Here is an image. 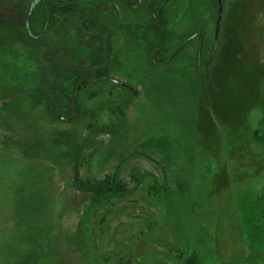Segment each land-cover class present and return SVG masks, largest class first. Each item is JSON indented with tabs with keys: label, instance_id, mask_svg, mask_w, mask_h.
Segmentation results:
<instances>
[{
	"label": "rangeland",
	"instance_id": "374dc122",
	"mask_svg": "<svg viewBox=\"0 0 264 264\" xmlns=\"http://www.w3.org/2000/svg\"><path fill=\"white\" fill-rule=\"evenodd\" d=\"M147 1H78L106 16L105 43L97 14L88 32L53 21L40 47L0 24V264H264V0L168 1L170 50L218 20L209 80L195 37L156 65ZM55 52L72 68L56 109ZM112 175L123 191L95 204L74 186Z\"/></svg>",
	"mask_w": 264,
	"mask_h": 264
},
{
	"label": "trees",
	"instance_id": "16d2710c",
	"mask_svg": "<svg viewBox=\"0 0 264 264\" xmlns=\"http://www.w3.org/2000/svg\"><path fill=\"white\" fill-rule=\"evenodd\" d=\"M27 0H17V4L14 3L10 7H8V11H2L0 14V24L3 26L10 25L11 28L17 29L18 37L20 39H26L29 40L32 43V45L36 44V47L39 46L40 40H42L44 34L46 33L47 29L50 27L51 23L53 21L60 22L68 19L69 17H74L78 19V25L83 28L84 31H92L91 25L94 23L93 18L94 15H98V23L99 25L95 28L96 31H102L101 28L104 27L105 29H108L107 22H103V16L104 14L100 11L96 12L92 6L87 5L85 8L82 6L80 7L77 3L78 1H85V0H64V1H54V0H39L34 4V6L31 9L30 14L28 15V25L26 24V15H27ZM130 2L138 3L139 0H129ZM126 4H128L126 1H124ZM156 0L153 1H147V3L143 4L141 3L138 7H135L136 10V17L146 15L150 18V22H148V25H153L154 27V33L157 37L158 36V27L156 25L155 17L157 16L156 12ZM129 5V4H128ZM144 7L146 10H142L141 8ZM80 22V23H79ZM28 27V28H27ZM162 32V31H161ZM218 22H217V28H216V40L218 38ZM163 34V33H162ZM35 35V36H34ZM40 47V46H39ZM213 49L212 43L210 44L208 50L211 51ZM203 50L204 47L201 49L200 59H195V67L198 69L197 64H202L204 61L208 60L209 56L208 54L206 56H203ZM210 53V52H209ZM55 54L58 56L52 61V65H54V68H57L58 71L54 73V71H51L50 76V94L48 95V102L50 104L52 103L53 107L56 109L58 104H60V94L58 92V89L56 87L57 82H61L60 76L64 75L65 72H71L72 69H65L63 65L58 64L60 63L58 58L60 57V54L58 52H55ZM56 61V62H55ZM208 62L206 63V66L204 67V71L206 73V80H209V68H208ZM76 72H78L76 70ZM82 77L81 78H88L87 73L82 71ZM102 79V76L99 77ZM77 80V81H78ZM130 101L129 98H124L119 101H114L111 104L112 111L118 116L119 121L121 122L122 117L124 119V114L122 113V107L127 105V103ZM73 107H70L69 114H73ZM55 116V115H54ZM56 117V116H55ZM107 131H112L113 127H103ZM103 129V130H104ZM120 184V181L112 175L107 176L102 180H81V179H74V186L78 189H84L87 191H90L95 195L93 198L92 203L95 204L99 202L102 199L108 198L111 194H117L121 193L123 191V188ZM259 199L264 204V190L259 194Z\"/></svg>",
	"mask_w": 264,
	"mask_h": 264
},
{
	"label": "flooded vegetation",
	"instance_id": "af4514ba",
	"mask_svg": "<svg viewBox=\"0 0 264 264\" xmlns=\"http://www.w3.org/2000/svg\"><path fill=\"white\" fill-rule=\"evenodd\" d=\"M126 1L129 5H131V2L129 0H124ZM169 0H156V12H157V16L155 17V20H156V25L158 27V36L157 37L154 33V27L153 25H148V22H150V18L146 15H142V16H138L136 18H138L139 20H141V22L143 21V26H144V29H145V33H153L154 36H155V45H156V51H155V54H154V57H153V61L156 63V65L158 64H163L164 62L168 61L172 55L178 53V51H182L184 49L187 48V43H190L192 40L190 39H194V37L197 39V52H196V55L194 57V63H195V59L199 60L200 59V54H201V49L204 47V50H203V56H206L208 54V60L204 61L202 64H197L198 65V69H204V67L206 66V63H210L213 55H214V52L216 50V46L218 45V38L216 40V37H215V34H216V28H217V21L215 22V25H214V37H212V41L210 42H207L205 39H204V36L203 34L201 33H198L197 31H193L190 35H189V38L183 42L181 45H179L177 48L173 49V50H170L168 49V45H169V40L167 39L166 37V34H165V26L166 24L168 23V19L166 17L163 16V12L168 9L169 10V5H167ZM134 3V2H132ZM136 4V3H134ZM166 8V9H165ZM175 12V11H174ZM170 14V13H169ZM107 21L106 19V16H103V22ZM80 23V22H79ZM108 24V29H105L104 27L101 28V33H102V38H101V42L102 43H105V36L107 35L108 32H110V25L109 23ZM80 27V26H79ZM81 29H83L82 27H80ZM162 31V32H161ZM163 33V34H162ZM218 33H219V23H218ZM218 33H217V36H218ZM35 36V35H34ZM188 40H190L188 42ZM212 43V47L213 49L211 51L208 50L210 44ZM186 47V48H184ZM210 52V53H209ZM200 53V54H199ZM58 64H61L62 63H58ZM208 65V68H209V64ZM63 67L65 69H67V67L65 65H63ZM70 69H72L70 67ZM105 67H104V71L101 72V76H102V79H100V75L97 77V78H89L88 77V74H87V77L88 78H81L80 80H78L80 77H82L83 75H81L80 77H78L74 82L76 83V85L80 86L81 84L89 81V82H92V81H97V80H106L107 78V73L105 72ZM54 73H56L58 71L57 68H54L53 69ZM83 72L85 71V68H83L82 70ZM66 75L69 74V72H65ZM64 74V75H65ZM78 80V81H77Z\"/></svg>",
	"mask_w": 264,
	"mask_h": 264
},
{
	"label": "water",
	"instance_id": "95a60500",
	"mask_svg": "<svg viewBox=\"0 0 264 264\" xmlns=\"http://www.w3.org/2000/svg\"><path fill=\"white\" fill-rule=\"evenodd\" d=\"M39 0H33V2L30 4V6H29V9H28V11H27V15H26V24L28 25V15L30 14V12H31V9H32V7L34 6V4L36 3V2H38ZM54 1H62V0H54ZM28 28V27H27Z\"/></svg>",
	"mask_w": 264,
	"mask_h": 264
}]
</instances>
